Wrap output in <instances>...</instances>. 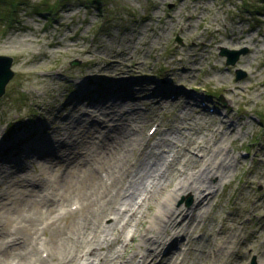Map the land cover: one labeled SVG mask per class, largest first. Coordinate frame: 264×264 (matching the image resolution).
Wrapping results in <instances>:
<instances>
[{"label": "bare ground", "instance_id": "6f19581e", "mask_svg": "<svg viewBox=\"0 0 264 264\" xmlns=\"http://www.w3.org/2000/svg\"><path fill=\"white\" fill-rule=\"evenodd\" d=\"M138 34L127 42L150 52L157 37L144 39L142 32ZM226 35L233 38L236 32ZM35 39L22 37L20 42L26 45ZM192 45L197 47L196 42ZM201 45L199 54H192V62L182 68L185 81L199 71L200 60L208 61L207 44ZM247 46L254 54L256 47ZM33 52L42 55L23 59L24 71L35 72L31 67L42 65L39 60L53 53L41 48ZM125 53L120 52L121 58L111 55L114 60L108 58L106 68H112L116 59L126 61ZM98 64L87 72L106 74V79L75 83L77 89L52 118L44 111L46 106L31 104L43 118L38 127L6 138L9 126L24 123L29 116L8 112L0 122V264H240L253 253L258 264H264V221L245 233L246 215L225 213L227 204L221 197L227 187H234L233 178L244 164L228 143L242 138L252 121L233 117L227 106L218 111L211 99L176 85L177 74L134 83ZM257 70H250L252 78ZM209 74L217 75L231 102L240 97L249 103L252 98L245 88L258 89L257 81L229 86L220 67ZM49 78L39 77L32 90L46 91L43 81ZM25 85L26 90L31 83ZM139 93H147L143 107L137 102ZM66 104L70 108L62 115ZM167 107L174 108L179 125L172 119L157 122V113ZM55 117L52 129L49 122ZM147 125L152 126L150 131ZM166 131L174 132V148L157 151L160 145L172 146ZM56 163L63 166L56 169ZM248 180L239 182L246 187L252 184ZM187 193L193 194V204L178 205L176 201ZM214 193H219L217 199ZM260 198L264 202V193Z\"/></svg>", "mask_w": 264, "mask_h": 264}, {"label": "rangeland", "instance_id": "374dc122", "mask_svg": "<svg viewBox=\"0 0 264 264\" xmlns=\"http://www.w3.org/2000/svg\"><path fill=\"white\" fill-rule=\"evenodd\" d=\"M191 13L193 17L188 16ZM138 32L143 33L144 39L151 34L157 37L156 43L150 47V52L138 50L127 42L128 38L139 35ZM229 32H236L234 39L226 35ZM240 35L245 38L239 40L237 37ZM252 36L256 38L255 41ZM22 37H33L38 41L24 45L25 41L20 42ZM56 40L62 44L55 43ZM193 42H196L197 47L192 45ZM202 42L207 44L205 53L208 61L200 60V67L197 65L199 71L187 77L185 81L181 76L182 68L187 62H192L195 57L192 54H199L197 48L202 47ZM247 45L256 47L254 54L249 53L250 48ZM220 46L232 49L246 47L247 51L242 53L234 64H227L226 57L219 54ZM38 48L53 53L39 60L42 65L31 67L35 72L21 69L23 59L35 60L41 57L42 54L33 52ZM20 50L22 54L14 53ZM120 52H127L126 61L116 59L112 68H106L109 66L107 60H114L110 56L121 58ZM0 54L12 57L13 71L4 93L0 96V122H3L8 112H27L21 116L24 119L29 116L24 123L9 126L6 138L12 136L15 131H29L31 127H38L43 118L31 105L35 101L40 102V107L46 106L44 111L50 118L58 113L59 107H63L64 102L77 89L75 83L82 80L91 82L95 78L106 79V74L87 72L97 63L98 68L102 66L112 69L116 72L115 75L133 80L131 82L134 83L149 77L167 80L170 79V74H177L179 84L176 85L211 99L212 103L218 105V111H224L227 106L233 117L242 116L243 120L252 121V126L247 127V133L242 138L228 143L231 152L242 157L244 164L239 166L237 175L233 178L234 187H227L221 197L227 204L225 213L237 212L246 215L242 219L247 226L245 233L261 224L260 221H264V202L260 198L264 193V183L257 182V179H264V0H0ZM72 60L79 62L71 64ZM216 67L225 71L229 86L239 84L245 87L249 82L257 81V90L245 88L252 101L243 103L241 98L237 97L231 102L227 88L221 86L222 82L217 79V75L209 74V71ZM238 69L245 73L239 78ZM251 69H259L254 78L250 75ZM121 70L125 73L118 72ZM96 73L100 76L97 77ZM39 77L49 78L43 81L48 84V89L44 92L32 90L36 86V83L32 82H36ZM25 82L31 83L30 88L26 90ZM259 91L263 93L257 96ZM136 96L138 105L143 107L142 102L147 98V93H139ZM69 106L61 111L62 115ZM173 107H167L157 113V122L162 119L165 124L172 119L175 125H179L180 119L176 120L172 115V110L176 108ZM212 113L211 111L207 114ZM53 119L55 121L49 122L52 129L58 117ZM152 126H148L147 131H150ZM161 128L165 127L161 125ZM173 134L174 132L167 131L165 134L172 146L160 145L157 151L166 152L174 148L176 137H172ZM155 136L159 134L155 133ZM194 153L201 155L199 151ZM59 155L65 157V153ZM54 165L56 169L63 166L62 163ZM32 168L33 166L27 170L28 177H31ZM246 178L250 180L248 184H252L242 187L241 183ZM213 197L217 199L219 193H214ZM193 201V194L187 193L176 203L188 207ZM126 215L130 216V213L127 212ZM250 215V220H246ZM110 218L107 217L106 221ZM245 241L249 243V239ZM254 245L257 247L258 242H254ZM253 261L258 264L255 253L240 264H252Z\"/></svg>", "mask_w": 264, "mask_h": 264}, {"label": "water", "instance_id": "95a60500", "mask_svg": "<svg viewBox=\"0 0 264 264\" xmlns=\"http://www.w3.org/2000/svg\"><path fill=\"white\" fill-rule=\"evenodd\" d=\"M246 51H247L246 47H242L239 49H232L225 46L219 47V54L226 57L227 64H234L239 58V56L242 53H245ZM78 62H79L78 60H72L71 64H77ZM11 63H12L11 56L0 54V96L4 93L5 86L13 75V71L11 69ZM244 74L245 73L243 70L241 69L237 70V78L241 77ZM252 264H254V261L252 262Z\"/></svg>", "mask_w": 264, "mask_h": 264}, {"label": "trees", "instance_id": "16d2710c", "mask_svg": "<svg viewBox=\"0 0 264 264\" xmlns=\"http://www.w3.org/2000/svg\"><path fill=\"white\" fill-rule=\"evenodd\" d=\"M94 1H96V2H100V0H94Z\"/></svg>", "mask_w": 264, "mask_h": 264}]
</instances>
